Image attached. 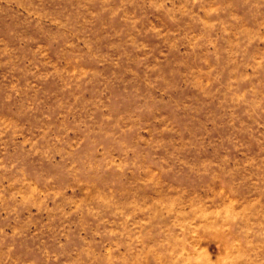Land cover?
Returning <instances> with one entry per match:
<instances>
[{"label":"rangeland","instance_id":"374dc122","mask_svg":"<svg viewBox=\"0 0 264 264\" xmlns=\"http://www.w3.org/2000/svg\"><path fill=\"white\" fill-rule=\"evenodd\" d=\"M0 264H264V0H0Z\"/></svg>","mask_w":264,"mask_h":264}]
</instances>
